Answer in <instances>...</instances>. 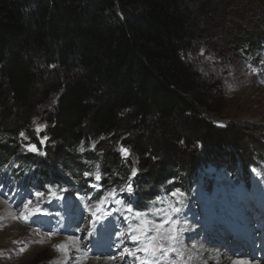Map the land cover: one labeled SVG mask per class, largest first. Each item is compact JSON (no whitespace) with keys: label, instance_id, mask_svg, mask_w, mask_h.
Instances as JSON below:
<instances>
[{"label":"trees","instance_id":"trees-1","mask_svg":"<svg viewBox=\"0 0 264 264\" xmlns=\"http://www.w3.org/2000/svg\"><path fill=\"white\" fill-rule=\"evenodd\" d=\"M257 5L264 0H0V170L19 168L21 178L28 170L29 183L42 187L51 179L68 185L64 169L86 188L84 174L98 162L103 190L131 181L142 206L176 185L192 193L193 182L184 185L205 165L238 174L235 157L218 156L246 135L213 123L219 112L184 55L199 36V18L228 7L244 16ZM251 25L256 30L237 48L263 46L264 16ZM35 59L57 67L51 78ZM37 117L55 145L45 156L19 157V133L28 134ZM134 161L139 170L131 177Z\"/></svg>","mask_w":264,"mask_h":264},{"label":"rangeland","instance_id":"rangeland-1","mask_svg":"<svg viewBox=\"0 0 264 264\" xmlns=\"http://www.w3.org/2000/svg\"><path fill=\"white\" fill-rule=\"evenodd\" d=\"M226 10V13L215 18H211L212 16L199 18L201 29L196 31V35L199 36H195L192 40L193 47L190 48L189 53H185L184 58L199 72L201 83L213 98L214 109L219 112L212 118L213 123L219 127L229 126L246 135L244 143L239 142L238 147L223 146L220 154L218 153L221 155L218 157L221 158L229 159L231 155L235 157L239 163V173L232 174L229 168L219 163L203 166L193 175L194 178H191L189 182L187 180L184 185L188 188L193 182L192 193L184 196L183 187L176 185L171 192L146 203V206H151L154 211H158L154 215L161 220L159 224L150 220L151 215L148 219L144 217V206L136 203L135 188L131 181L124 189L115 191L114 196L108 195L115 190L114 187L99 196H93V192L88 191L90 188L92 191L103 192L104 178L100 168L101 164L98 162L92 174L87 176L84 174L88 180L86 188L78 186V182L71 177V173L63 169L64 175L71 179L68 185L49 184L46 186L44 184L42 186V192H47L48 202L55 199L62 200L63 203L68 202V213L64 217L59 215L60 222L50 218L43 224L38 223L48 226L49 230L39 228L41 226L25 224L24 216H26L27 209L19 210V207H13L8 197L0 195V264H88V258L92 256L93 245L97 247V255L105 257L103 252H98L103 247V242L100 243L102 246H97V239L104 241L107 230H113L108 234L116 239L119 238L114 230L116 227L121 228L122 215L125 217L129 215L131 220L124 228L128 233L123 232L122 239L116 242L120 244V247H115L114 252L109 255L114 257L116 264H120L121 260L124 263L130 261L131 264L135 260L137 263L145 256V261L149 260L150 264H204V259L196 249L202 244L209 245L208 236L206 239L205 233L208 224L216 230L212 234L220 238L214 241L213 247L223 246V248L232 249L236 257L248 256L250 249L245 242L250 243L253 239L247 240V230L243 228L244 233L238 235L242 238L241 243L243 244H234L235 240L231 237L234 228L230 223L228 210L245 205L252 211L256 222L259 219L263 221L264 218V154L260 149L264 146V43L261 48L255 49H250L245 45L237 48L235 45L239 43V40L240 42L245 40L248 29L256 30L252 27L254 25L250 26V24L254 22L258 24L262 20L264 7L262 5L251 7L244 16L239 17L231 7ZM214 14H219V12H214L213 16ZM35 60L36 70L41 71L44 77L51 78L57 67L54 68L53 65L54 67L48 68L42 60ZM16 109L15 107V112ZM35 121L36 123L32 122L28 134L24 133L27 139L20 137L16 143L19 157L41 155L39 153H44L42 156H45L46 148L55 145V142L51 143L48 139L41 145L40 140L47 137L48 123L39 117L35 118ZM37 125H46V127L37 133L35 130ZM155 136L161 135L156 133ZM95 144L96 142H93L90 144L93 146H81L78 152L84 154L89 149H93ZM26 145H36L39 152L29 151ZM222 151L223 154H221ZM126 154L128 156L129 152ZM33 159L37 161L36 156ZM136 162H133V169L135 168L137 173L139 168L135 165ZM170 162L171 160L168 161ZM30 164L35 169L37 168L33 165L35 163ZM246 164H248L247 168ZM17 165L15 164V169ZM242 170L248 174L251 184L241 179ZM7 173V169L0 170V178L4 175L7 178ZM13 174L19 175V168ZM97 175L100 176L99 180L95 179ZM8 185L10 186V182ZM129 185L131 192L128 191ZM49 186L56 196L49 197ZM103 198H107V202L101 207V212L106 217L105 227L98 228L95 236L87 238L86 231L83 230L90 226L89 208L95 211L97 203ZM109 202L111 206L106 207ZM85 204L88 208H85ZM129 206L131 211L127 210ZM33 207V204L28 205V208ZM160 207L162 211L159 210ZM174 208H179L180 212H175ZM137 209L141 211L142 221L152 225V230L149 232L133 219L132 212ZM213 210H215L214 213ZM97 214L100 215V213ZM236 215L240 216V214ZM122 225L124 227V223ZM157 225L160 227L157 228ZM77 228L82 231H76ZM67 229L68 232L65 231ZM222 230L228 233L231 240L225 239ZM71 236L79 237V240L86 242L89 254L86 259L85 257L77 258L78 252L74 251H70L65 257L66 243ZM132 236L138 239L131 240ZM59 244H63V247L60 249L54 247ZM171 248H175L176 251H168ZM125 249H128V252H125ZM145 249L148 251L145 252ZM251 258L260 260L256 255H252Z\"/></svg>","mask_w":264,"mask_h":264},{"label":"bare ground","instance_id":"bare-ground-1","mask_svg":"<svg viewBox=\"0 0 264 264\" xmlns=\"http://www.w3.org/2000/svg\"><path fill=\"white\" fill-rule=\"evenodd\" d=\"M228 211L230 212V223L234 228L232 232L233 235L231 236L232 240H235L234 244L235 245L243 244L241 243L242 238H239L238 235L241 233H244L242 231V229L244 228L245 230H247L246 232L247 240L253 239L251 240L250 243H248L247 241L245 242V245H247L250 249V253L248 254V256L236 257L232 249H226V248H223V246L221 248L213 247L212 244L214 243V241L220 240V238L212 234L216 230L212 225L208 224L206 227L205 233H206V239L208 236L207 240H209L208 241L209 245L202 244L200 247H197L196 249L197 253L200 256H202V258L204 259V262H205L204 264H233V262H236V264H240L241 261L243 262V264H264V218H263V221L259 219V221L256 222L253 219L252 211L249 210L245 205L243 206L239 205L235 209H230ZM236 214H240V216H237ZM222 234L224 235L225 239L231 240V237H229L228 233H226L225 230H222ZM226 234L228 236H226ZM106 237L107 236H105V238ZM73 238H75V236H71L69 241L66 243L65 257L68 256V253L70 251L78 252L76 256L77 258H84L85 256H89L88 250H87L88 248L86 249V246H87L86 242L82 240H76ZM243 238H245V236H243ZM252 241H254V244H252ZM111 247H112V241H110L109 238L104 239L103 247L99 249L98 252H103L105 257H99L97 255V247L93 245V249L91 251L92 256L88 258V264H116L117 261L113 259H108V257H110L109 256L110 253L108 250H110ZM252 255H256L257 257L259 256L260 260L258 258H256L255 260H252L251 258ZM97 257H99V259H97ZM145 257L139 260L137 263L135 262V260H133L132 264H150L149 260L145 261ZM123 263L124 262H122L121 260L120 264H123ZM124 264H131V262L126 261V263Z\"/></svg>","mask_w":264,"mask_h":264},{"label":"snow or ice","instance_id":"snow-or-ice-1","mask_svg":"<svg viewBox=\"0 0 264 264\" xmlns=\"http://www.w3.org/2000/svg\"><path fill=\"white\" fill-rule=\"evenodd\" d=\"M53 67H54V66H53ZM53 103H55V100H53ZM33 123H36L35 119L33 120ZM44 127H46V125H37V127H36L35 130H36L37 133H39V132L42 130V128H44ZM19 135H20V137H22V138H24V139H27V137L25 136L24 132H20ZM47 139H48V137H46V136L43 137V138L40 140L41 145H43ZM26 147H27V149H28L29 151L39 152V150L36 148V145H26ZM82 150H83V149H81V151H82ZM122 151L125 152V153H127V150H126V149H122ZM39 154L43 155L44 153H39ZM132 174H133V175L136 174V169H135V168L132 170ZM85 175L87 176V175H90V174H89V173H85ZM95 179H96V180H99V179H100V176L97 175V176L95 177ZM128 191L131 192V186H130V185H129ZM49 193H50V195H52V196H56V193H55L54 191L51 190V186H49ZM35 195H36L37 197H39V196H42L43 193L37 192V193H35ZM108 195H109V196H114V195H115V190H113V191H112L111 193H109ZM173 195H175V193H174ZM106 202H107V198H103V199H101V200L97 203V205H96V210H95V211H92V210L89 208L90 217H91V219L89 220V225H90V226H89L86 230H83V231H86V236H87V238H91V237L95 236V235L97 234L98 228H103V227H105L104 220L106 219V217L104 216V213L101 212V207H102V205H103L104 203H106ZM30 203H31V201L29 200L28 202H26V203L24 204L25 209L28 208V205H29ZM84 206H85V208H88V205H87V204H85ZM127 210H128V211H131L132 209H131V207L129 206V208H128ZM37 211H39V210H37ZM174 211L178 213V212H180V209H179V208H174ZM97 213H100V215H98ZM29 215H36V211L31 212ZM135 215H136L137 217H139V216L141 215V213L137 212V213H135ZM28 218H29V216H24V219H25V220H27ZM145 223H147V222H145ZM159 227H160V225H157V228H159ZM76 231H82V229L77 228ZM49 234L51 235L52 233H49ZM115 235H116L117 237H121V236H124V233L118 231V232L115 233ZM73 239L79 240L80 238H79V237H75V238H73ZM132 239L135 241V240H137L138 238H137L136 236H132ZM17 243H18V242H17ZM121 243H122V241H121ZM54 247H56L57 249H60V248L63 247V244L55 245ZM115 247L119 248V247H120V244H116ZM193 247H195V245H193ZM77 250H79V249H77ZM21 251H23V249H21ZM124 251H125V252H128V249H125ZM145 251H148V249H145ZM168 251L175 252L176 249H175V248H171V249H168ZM129 254H131V253H129ZM86 258H87V257L85 256V259H86ZM97 259H99V257H97ZM108 259H114V257H111V256H110V257H108ZM233 264H236V262H233ZM240 264H243V262L241 261Z\"/></svg>","mask_w":264,"mask_h":264}]
</instances>
